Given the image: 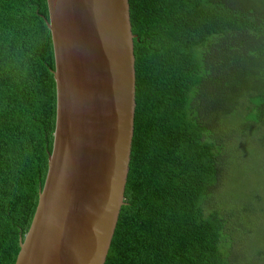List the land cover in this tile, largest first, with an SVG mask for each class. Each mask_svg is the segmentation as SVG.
<instances>
[{
  "label": "trees",
  "instance_id": "obj_1",
  "mask_svg": "<svg viewBox=\"0 0 264 264\" xmlns=\"http://www.w3.org/2000/svg\"><path fill=\"white\" fill-rule=\"evenodd\" d=\"M130 11L135 130L105 264L264 261V249L252 251L262 246L264 187L251 191L231 169L264 155V120L255 121L264 115V0H130ZM45 18L47 0H0V264L16 262L53 149Z\"/></svg>",
  "mask_w": 264,
  "mask_h": 264
},
{
  "label": "water",
  "instance_id": "obj_2",
  "mask_svg": "<svg viewBox=\"0 0 264 264\" xmlns=\"http://www.w3.org/2000/svg\"><path fill=\"white\" fill-rule=\"evenodd\" d=\"M56 124L15 264H105L130 171L136 60L130 0H47Z\"/></svg>",
  "mask_w": 264,
  "mask_h": 264
},
{
  "label": "rangeland",
  "instance_id": "obj_3",
  "mask_svg": "<svg viewBox=\"0 0 264 264\" xmlns=\"http://www.w3.org/2000/svg\"><path fill=\"white\" fill-rule=\"evenodd\" d=\"M264 120V115L259 114L257 118L255 119L256 122ZM241 134H247V132L243 129H239L235 136L239 137ZM264 162V155L260 157V155H251L243 160H238L237 162L233 163L231 166L232 172H235V175H242L243 178L247 181L248 188L252 191L256 188L257 185H260V188L264 187V164H261ZM243 197L247 198L249 192H246L242 194ZM244 201L243 199H241ZM261 214V213H260ZM264 221V219H262ZM262 225V230L259 231L261 237H262V246H256L252 249L253 252H257L258 249L260 251L264 249L263 239H264V225ZM258 230V228H256ZM257 236V235H256ZM256 236L254 237V241H256ZM257 264H264L263 260H260L257 256Z\"/></svg>",
  "mask_w": 264,
  "mask_h": 264
}]
</instances>
